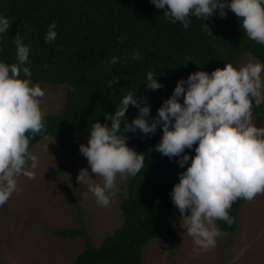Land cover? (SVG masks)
Returning a JSON list of instances; mask_svg holds the SVG:
<instances>
[{
    "label": "clouds",
    "instance_id": "clouds-1",
    "mask_svg": "<svg viewBox=\"0 0 264 264\" xmlns=\"http://www.w3.org/2000/svg\"><path fill=\"white\" fill-rule=\"evenodd\" d=\"M150 2L156 9H163L169 22H179L184 29L189 27L191 17L207 21L218 13L225 18L231 10L245 35L264 45V0ZM11 24L8 17L0 14V40L8 34ZM208 26L206 22L205 30ZM57 35V23L52 21L47 26L45 43L55 41ZM120 39L117 37V41ZM11 42L15 62L0 59V207L18 190L21 176L35 178L39 157L29 148L30 138L46 127L41 107L45 90L32 82V71L27 66L30 45L19 32ZM3 51L0 43V54ZM139 58L140 50H133L132 59ZM121 59L112 56L109 61L110 87L119 79L112 72ZM43 67L47 69L48 64ZM143 81L149 90L163 87L152 70L146 72ZM261 105L264 63L254 59L235 65L226 62L211 72L200 68L187 78H179L155 116L147 97L130 91L114 113H103L106 122L97 119L91 123L87 143L79 145L90 171L82 168L76 179L85 194L90 192L98 205L108 207L118 192L117 177H135L145 165L143 153L128 145L127 134L154 135L159 127L162 136L153 150L169 159L176 158L184 169L170 195L180 213L179 227L185 230L182 236L186 233L192 238L193 252L199 255L214 248L223 234L218 220L228 226L234 223L229 210L235 201H251L264 193V126L253 121V108ZM130 106L138 110L131 121L126 116ZM93 177H99L100 182H94Z\"/></svg>",
    "mask_w": 264,
    "mask_h": 264
},
{
    "label": "trees",
    "instance_id": "trees-1",
    "mask_svg": "<svg viewBox=\"0 0 264 264\" xmlns=\"http://www.w3.org/2000/svg\"><path fill=\"white\" fill-rule=\"evenodd\" d=\"M0 14L12 22L8 34L0 40L4 45L0 59L15 62L11 39L19 32L30 45L27 66L32 71V82L65 85L64 105L57 114H45V130L30 138L29 148L33 151L44 137L54 136L71 161L75 134L88 136L92 122H106L103 113H114L128 92L146 96L155 116L179 78H187L193 71L201 68L211 72L226 62L235 65L244 53L264 63V45L245 35L231 10L225 18L218 13L207 21L191 17L187 29L179 22H169L163 9H156L150 0H0ZM52 21L57 23L58 35L55 41L45 43L47 26ZM117 37L121 39L117 41ZM135 49L140 50L138 60L132 59ZM112 56L122 59L112 72L119 77L117 84L110 87ZM149 70L155 71L163 87L155 91L146 88L143 79ZM137 114L138 110L130 106L126 116L131 121ZM253 114H257L256 125L261 126L264 105L254 106ZM127 135V143L136 144V151L145 156V165L128 180L121 202L123 222L99 246L83 226L57 231L63 238L85 239L84 249L72 264H143L144 249L151 240L177 243L172 218L179 211L170 193L184 169L176 158L169 159L153 150L162 136L159 127L154 135ZM240 207L238 199L229 210L234 217L231 226L217 221L221 230L231 232L237 228Z\"/></svg>",
    "mask_w": 264,
    "mask_h": 264
},
{
    "label": "rangeland",
    "instance_id": "rangeland-1",
    "mask_svg": "<svg viewBox=\"0 0 264 264\" xmlns=\"http://www.w3.org/2000/svg\"><path fill=\"white\" fill-rule=\"evenodd\" d=\"M249 59L259 60L244 53L237 62ZM40 85L45 90L42 110L57 114L65 102V85ZM253 121L257 124V114ZM87 139L81 132L75 134L72 161L54 136L35 144L33 152L39 157L35 178L21 176L18 190L0 208V264H72L84 249L85 239L63 238L57 231L83 226L99 246L119 229L121 202L130 177H117L118 192L108 207L98 205L90 192L85 194L76 177L82 168L90 171L86 157L79 152V145ZM128 145L137 150L136 144ZM93 181L100 182V178L93 177ZM179 217L177 212L172 218L177 243L151 240L144 249L143 264H264V193L251 201L241 199L237 228L221 230L216 246L199 255L193 252L192 238L186 233L182 236L185 230L179 227Z\"/></svg>",
    "mask_w": 264,
    "mask_h": 264
}]
</instances>
